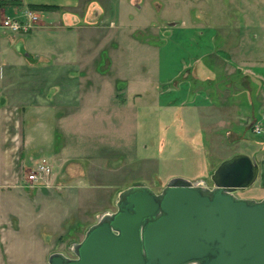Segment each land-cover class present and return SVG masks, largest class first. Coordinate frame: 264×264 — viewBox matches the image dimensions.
Wrapping results in <instances>:
<instances>
[{"label":"rangeland","instance_id":"374dc122","mask_svg":"<svg viewBox=\"0 0 264 264\" xmlns=\"http://www.w3.org/2000/svg\"><path fill=\"white\" fill-rule=\"evenodd\" d=\"M20 1L0 8V24L37 15L28 32L17 34L27 45L32 33L51 35L40 41L48 56L35 66L20 67L9 80L0 76L6 91L9 86L16 90L13 105L0 108L1 135L21 178L43 159L56 167L66 164L65 172V165L58 171L66 186V194L58 196L63 200L58 212H76L75 218H66L57 250L73 257V246L84 239L88 225L117 210L122 190L144 184L161 193L175 178L205 180L211 186V174L238 154L255 157L261 165L256 183L238 196L264 199V133L253 131L264 120L240 125L232 117L231 123L221 124L205 115L206 108L174 107L185 91L176 93L160 79L171 62L166 46L178 35L175 29L186 25H209L225 51L244 48L255 63H263L264 0H78L75 7L57 5L63 0ZM31 4L62 10L36 11ZM66 10L77 13L78 24H65ZM4 41L0 49L8 47L26 63ZM59 43L64 50L57 52ZM8 61L15 62L0 57V75ZM30 67L42 69L41 75H33ZM238 125L246 131L243 137L229 133ZM49 211L44 207L42 216H51ZM47 243L55 245L51 239Z\"/></svg>","mask_w":264,"mask_h":264},{"label":"crops","instance_id":"0c3cea01","mask_svg":"<svg viewBox=\"0 0 264 264\" xmlns=\"http://www.w3.org/2000/svg\"><path fill=\"white\" fill-rule=\"evenodd\" d=\"M27 1L28 3H45L43 0H25ZM77 1L63 0L57 5L75 7ZM62 19L67 26H73L78 24L79 17L75 11L66 10ZM180 28L175 29L178 30V35L173 40L170 39L166 46L168 49L166 56L171 62L166 63L160 75L161 82L173 85L176 93L185 91V98L182 101L175 98L173 106L206 108L205 115L221 124L229 121L231 123L232 117H236L235 120L240 125L247 121L251 124L258 120L263 121L264 62L255 63L248 54L250 50L245 54L244 48L238 49L237 46L233 47L232 51H225V48L218 45L217 30L209 25H186ZM48 35L44 31L32 33L29 39L30 45H27L22 35L2 29L0 31L1 47L5 40L7 43L4 41V44L14 47L26 63L19 57H15L8 47L3 48L4 50L0 49L1 59L5 56L7 60L10 58L15 61H8L6 73L0 76L9 80L11 76L26 68L27 63L35 66L41 59L48 56L46 53L48 48L41 46L40 42L45 37L49 38L51 34ZM58 46L57 52L60 49L64 50L61 43ZM27 69L33 75H41L37 73L42 70L39 67ZM9 88L6 91L5 87L0 85V108L11 107L15 102L13 99L16 96L12 93L16 90L10 86ZM240 125L229 133L243 137L246 131H243ZM5 140L1 135L0 119V209L2 196L7 205L4 217L0 212V264H49L51 254L63 252V250H57L55 246L57 239L65 234V231H61L66 218H75L76 209H72L74 211L71 210L65 216L58 212L63 202V200L60 202L58 196L66 194L64 189L66 186L59 180L62 176H59L58 171L65 165L63 167L65 172L66 164L56 167L50 162L54 166L50 185L30 186L26 177L21 178L17 174L18 163L12 164L8 160L4 150ZM30 144L26 148L31 151ZM23 154L24 152L20 154L19 160L23 158ZM10 172L13 174L8 175ZM69 196V199L73 198V195ZM44 207L47 211L50 210L51 216H42ZM93 224L94 222L90 223L88 228ZM42 225L48 227L42 229ZM49 239L54 240V247L47 243Z\"/></svg>","mask_w":264,"mask_h":264},{"label":"water","instance_id":"95a60500","mask_svg":"<svg viewBox=\"0 0 264 264\" xmlns=\"http://www.w3.org/2000/svg\"><path fill=\"white\" fill-rule=\"evenodd\" d=\"M255 157L224 160L205 180L172 179L161 193L122 190L115 212L91 225L73 257L49 264H264V199L237 195L258 180Z\"/></svg>","mask_w":264,"mask_h":264},{"label":"built area","instance_id":"2783aa9c","mask_svg":"<svg viewBox=\"0 0 264 264\" xmlns=\"http://www.w3.org/2000/svg\"><path fill=\"white\" fill-rule=\"evenodd\" d=\"M31 20L25 21L20 20L18 18H8L5 19L0 24V31L2 29L9 30L14 33H21L22 31L28 32L32 28L33 20H37L38 16H33L30 14ZM254 132L258 135H262L264 133V126L263 125H254ZM54 172V166L47 160H42L38 162L32 170H30V174L27 176V183L30 186H41L46 185L49 186V182L51 176Z\"/></svg>","mask_w":264,"mask_h":264},{"label":"trees","instance_id":"16d2710c","mask_svg":"<svg viewBox=\"0 0 264 264\" xmlns=\"http://www.w3.org/2000/svg\"><path fill=\"white\" fill-rule=\"evenodd\" d=\"M8 5H22V1L20 0H0V8H3ZM29 8L36 10V11H46V12L62 10V8H60L59 6L42 5V4H37V5L31 4L29 5Z\"/></svg>","mask_w":264,"mask_h":264},{"label":"flooded vegetation","instance_id":"af4514ba","mask_svg":"<svg viewBox=\"0 0 264 264\" xmlns=\"http://www.w3.org/2000/svg\"><path fill=\"white\" fill-rule=\"evenodd\" d=\"M237 195H239V193H237Z\"/></svg>","mask_w":264,"mask_h":264}]
</instances>
